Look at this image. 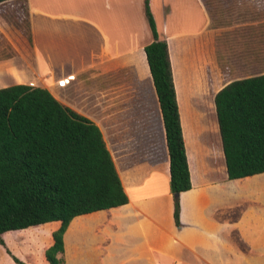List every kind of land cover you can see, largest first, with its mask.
<instances>
[{
	"label": "crops",
	"instance_id": "0c3cea01",
	"mask_svg": "<svg viewBox=\"0 0 264 264\" xmlns=\"http://www.w3.org/2000/svg\"><path fill=\"white\" fill-rule=\"evenodd\" d=\"M258 5V0H150L160 39L169 46L192 180V188L180 193L177 225L162 109L145 51L154 41L145 0L0 3V29L11 38L0 45V66L8 68L0 88L38 82L33 86L49 89L97 124L129 197L127 204L71 221L65 251L58 255H66L65 264H106L104 253L116 252L105 248L112 228L130 223L143 236L137 249L155 264H165L166 239L188 253L186 264H264V172L229 177L216 104L223 87L247 78L227 81L221 66L234 55L224 58L220 28L231 27L234 44L235 20L257 13ZM247 51L246 66L256 65L257 56ZM60 225L6 232L0 251L8 264L16 262L7 248L27 264H49L45 252Z\"/></svg>",
	"mask_w": 264,
	"mask_h": 264
},
{
	"label": "trees",
	"instance_id": "16d2710c",
	"mask_svg": "<svg viewBox=\"0 0 264 264\" xmlns=\"http://www.w3.org/2000/svg\"><path fill=\"white\" fill-rule=\"evenodd\" d=\"M7 0H0L4 2ZM146 15L154 41L145 47L162 109L170 156L174 218L180 225V193L192 188L190 166L170 62L150 0ZM231 179L264 172V74L237 79L216 95ZM129 202L100 127L63 104L47 88H0V244L2 235L61 222L46 249L49 264H65L64 234L78 215ZM11 254L16 264H27Z\"/></svg>",
	"mask_w": 264,
	"mask_h": 264
},
{
	"label": "rangeland",
	"instance_id": "374dc122",
	"mask_svg": "<svg viewBox=\"0 0 264 264\" xmlns=\"http://www.w3.org/2000/svg\"><path fill=\"white\" fill-rule=\"evenodd\" d=\"M258 11L252 15L242 16L235 20L233 30H235V43L229 44L230 35L228 32L231 27L226 25L225 27L220 28L221 33V46L222 50L225 52L224 58H231L233 54L234 59L228 60L222 67V70L226 72L227 81L236 79L239 76L249 77L254 75L264 74V0H258ZM227 23H230V20H226ZM224 26V25H223ZM12 37V35H10ZM225 37L228 38L225 41ZM10 37L0 29V45H4L10 42ZM230 46L234 47L230 48ZM242 47V48H241ZM256 47V49H255ZM252 50V57L257 56L255 61L257 64L253 66H246L245 57L248 55V51ZM223 60V59H222ZM230 62H234L235 65H229ZM8 68L0 66V75L5 77V74ZM133 73V72H132ZM38 85V82H33V85ZM119 224L114 225L112 228V233L108 242L105 244V248H111L116 250L115 254L112 256L111 253L105 254V263L106 264H155V261L148 260L145 258L147 254L142 253L140 249H137L138 245L142 243V237L140 234V229L136 227L133 223L125 225L124 227L118 226ZM72 229L71 233L73 235ZM129 244L130 248L126 245ZM142 245V244H141ZM164 255L163 262L165 264H186L185 259L183 258L188 253L180 248L179 245L174 244L173 242L166 239L163 242ZM0 251V264H8L5 259V250ZM60 254V253H59ZM169 254H172L174 257H170ZM2 258V259H1ZM62 258V257H61ZM63 261L66 259V255H63ZM199 264L206 263L204 260H195ZM65 262V261H64Z\"/></svg>",
	"mask_w": 264,
	"mask_h": 264
},
{
	"label": "built area",
	"instance_id": "2783aa9c",
	"mask_svg": "<svg viewBox=\"0 0 264 264\" xmlns=\"http://www.w3.org/2000/svg\"><path fill=\"white\" fill-rule=\"evenodd\" d=\"M62 83H64V81H62Z\"/></svg>",
	"mask_w": 264,
	"mask_h": 264
}]
</instances>
